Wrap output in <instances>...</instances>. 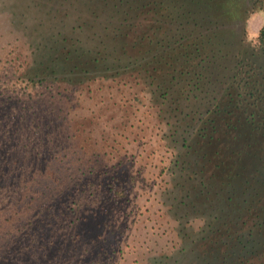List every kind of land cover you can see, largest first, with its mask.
Masks as SVG:
<instances>
[{"label": "rangeland", "instance_id": "1", "mask_svg": "<svg viewBox=\"0 0 264 264\" xmlns=\"http://www.w3.org/2000/svg\"><path fill=\"white\" fill-rule=\"evenodd\" d=\"M76 6L0 0V264H205L206 210L229 216L222 245L248 232L251 205L233 191L236 180L218 183L226 175L219 166L191 180L182 170L191 156L175 164L188 144L181 137L188 121L173 125L168 107L131 67L108 71L106 61L78 67L42 59L57 48L43 45L48 25H74ZM251 25L256 44L261 10ZM82 31L65 44L99 46L102 59L115 60L122 46L142 38L97 30L88 36L94 31L88 21ZM146 43L127 46L122 64L134 63ZM114 183L125 187L121 197Z\"/></svg>", "mask_w": 264, "mask_h": 264}, {"label": "trees", "instance_id": "2", "mask_svg": "<svg viewBox=\"0 0 264 264\" xmlns=\"http://www.w3.org/2000/svg\"><path fill=\"white\" fill-rule=\"evenodd\" d=\"M75 2L78 13L74 25L64 21L48 25L43 36L49 37L43 45L57 48L42 59L78 67L106 61L108 71L128 66L137 77L142 75L157 102L168 107L173 125L188 121L181 135L188 144L180 150L175 164L191 156L193 160L182 162V170L188 171L191 180L197 176L200 180V172L205 168L206 173L210 166L216 174L219 166L226 175L218 183L229 186L236 180L233 191L251 205L248 232L241 230L232 238L233 243L222 245L219 233L221 226L229 223V216L225 218L219 208L206 210L203 232H209L203 236L205 264H264V25L256 32L258 42L249 40L253 41L252 15L257 10L264 13V0ZM85 21L94 25L88 36H95L97 30L99 34L142 38L122 46L115 60H111L112 54L102 59L99 46L93 49L83 41L65 44L77 28L83 32ZM142 21L149 25L140 32ZM145 42L148 50L138 49L134 63L122 64L128 47H144ZM154 43L157 49L150 48ZM112 190L116 197L125 193L121 183H114ZM230 200L233 202V195Z\"/></svg>", "mask_w": 264, "mask_h": 264}]
</instances>
